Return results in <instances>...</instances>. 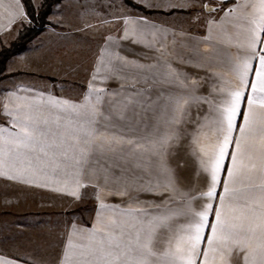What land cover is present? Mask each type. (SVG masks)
Masks as SVG:
<instances>
[{
    "label": "crops",
    "instance_id": "crops-1",
    "mask_svg": "<svg viewBox=\"0 0 264 264\" xmlns=\"http://www.w3.org/2000/svg\"><path fill=\"white\" fill-rule=\"evenodd\" d=\"M132 1L138 3V0ZM166 1L153 0L152 3L159 5L161 10ZM31 2L37 8L41 0ZM168 2L172 5L179 3L175 9L186 12L166 15L167 20L155 17L153 21H147L144 15L139 16L122 0H60L55 3L46 17L44 28L26 43L22 51L4 63V76L0 78V128L6 131L0 136L19 131L15 110L22 105L15 97L35 100L50 119L60 116L65 118L61 123H66L67 114L49 103V98L76 105L94 104L104 115L102 108L113 96L106 89L120 85L123 126L126 125L128 134L129 126L132 127L135 121L136 129L132 132L137 143L144 142L142 138L157 123L165 107L167 117L175 116V123L166 127L180 137L174 138L167 150L169 164L181 177L176 190L169 191L164 200L156 194L163 192L164 188L156 187L158 165L151 156V146L147 144L130 156L125 157L122 152V166L129 173L121 177L85 179L88 176L80 173L79 166H74L73 176L59 170L52 174L51 164L46 169L49 175L38 173L32 177L34 183L0 176V182L26 189L24 194L35 193L42 198L34 206L32 199L18 200L21 192H7L6 195V191L0 190V259L12 264H59L64 245L74 229L87 233L93 227H101L97 222L100 215L106 223L119 222L126 234L134 236L140 212L155 214L162 209L176 208L186 194H199L203 184L195 174L185 133L192 130V122L197 117L201 123L205 122V117L210 115V106L190 97L208 96L215 104L217 87L240 86L239 77L231 70L228 61H235L241 55L237 44L245 42L246 31L237 27L233 16L225 17V12L219 9L235 8L233 15H236L239 13L237 5L243 4L244 0L229 4L221 0ZM205 4L218 11H205ZM16 11L14 0H0V47L7 46L28 24L22 16L15 14ZM209 21L214 22L213 30L211 40L205 41L204 37L209 35ZM113 64L122 69L124 76L120 80L113 78ZM253 64L255 66V61ZM216 77H222V80ZM177 78L188 84L189 89L183 93L180 106L174 111L175 106L169 102L168 95L169 92L181 95L174 84ZM169 79L173 82H164ZM194 83L198 86L193 88ZM79 87L86 88L81 90ZM5 106L12 115L4 113ZM72 143L69 138L65 145L70 156L73 154L69 147ZM82 146H77L74 159H79L78 149ZM0 147L8 146L0 143ZM15 158L16 154L11 153L9 162ZM58 158L64 160L63 156ZM16 167L20 165L17 163ZM77 179L85 186L78 187ZM148 188H155L156 192L146 191ZM70 193H78L79 198ZM49 196L56 201H49ZM101 203L108 207L101 209ZM193 203L195 206L197 202ZM120 233V228L114 229L116 236ZM33 235L37 236L34 240L30 239ZM124 238L126 240L127 235ZM74 242L86 243L78 238H74ZM159 246L167 247L163 243ZM20 253L33 260L16 256ZM239 264H243L242 259Z\"/></svg>",
    "mask_w": 264,
    "mask_h": 264
},
{
    "label": "snow or ice",
    "instance_id": "snow-or-ice-1",
    "mask_svg": "<svg viewBox=\"0 0 264 264\" xmlns=\"http://www.w3.org/2000/svg\"><path fill=\"white\" fill-rule=\"evenodd\" d=\"M221 2L229 4L236 0ZM14 3L15 14L30 23L21 0H14ZM148 7L160 8L157 4ZM237 7L239 13L236 15H233L235 8L219 11H224L225 17L233 16L237 27L246 31L245 42L237 44L241 55L235 61H228L239 77L240 86L217 87L215 104L208 96L190 97L210 106V115L205 117V122L201 123L197 117L192 122V130L185 133L195 174L203 184L199 194H186L176 208L162 209L155 214L140 212L134 236L126 234L119 222L106 223L100 215L97 222L101 227H93L87 233L74 229L64 245L59 264H239L241 259L243 264H264V0H244ZM204 10L218 11L208 4L204 5ZM213 23L208 22L209 35L204 37L205 41L211 40ZM112 66L117 71L122 70L117 64ZM216 79L222 80V77ZM174 84L181 93L176 96L169 92L168 100L175 106V111L189 85L178 78ZM196 86L195 83L192 85L193 88ZM94 94L99 100V93ZM15 100L22 105L15 110L19 131L0 136V143L8 146L0 147V176L34 183L32 177L38 173L49 175L46 171L49 164L52 174L59 170L69 175L66 169L82 168L93 150H103L105 143L111 147L112 141L95 143L103 134L102 129L107 131L109 125L101 122V113L94 104L76 105L49 98V103L67 114V122L61 123L65 118L50 119L35 100L27 97H15ZM4 113L12 115L7 106ZM175 120V116L167 117L165 107L151 131L145 133L143 143L127 140L133 145V151L146 144L151 146V156L158 165L156 187L164 188L163 192L156 193L161 200L169 191L176 190L181 179L167 159L170 143L174 138H180L166 127ZM5 131L0 128V133ZM69 138L73 141L69 146L72 156L65 148ZM79 145H83L78 149L79 159H74ZM11 153H15L16 158L10 163ZM59 156L64 160L60 161ZM73 160L74 163H69ZM17 163L20 167H16ZM76 184L85 186L78 179ZM146 191L156 192V189ZM70 194L79 198L78 193ZM194 201L197 202L195 206ZM107 207L100 204L101 209ZM116 228L121 229L119 236L114 234ZM74 238L86 243H76ZM161 243L167 247L161 248ZM0 264L12 262L0 259Z\"/></svg>",
    "mask_w": 264,
    "mask_h": 264
},
{
    "label": "rangeland",
    "instance_id": "rangeland-1",
    "mask_svg": "<svg viewBox=\"0 0 264 264\" xmlns=\"http://www.w3.org/2000/svg\"><path fill=\"white\" fill-rule=\"evenodd\" d=\"M153 0H138L139 5L144 7L146 9V12H142L139 10H135L139 16L144 15V18L149 20H154L155 17L157 18H163L165 20L168 19V16L166 18V15H170L174 12H186L182 9H175L172 8L173 5L166 1L167 3L161 5V10H154L148 7V5L153 4ZM179 3H175L174 5L177 6ZM54 5V4H53ZM52 5V6H53ZM181 6V5H179ZM132 9V8H131ZM165 9V10H164ZM148 10V11H147ZM172 11V12H170ZM174 11V12H173ZM132 56V55H129ZM133 57V56H132ZM125 66V64H123ZM124 74L121 73V71H113V78L116 80H120ZM81 90H84L86 87H79ZM121 89L122 87L120 85L117 86H110L106 90L110 93H113V96L110 98L109 101L106 102V107L102 108L101 115V122L103 124H108L109 127L107 131H103L102 129V135L98 136L95 140L96 144H102L105 143V141H112L111 147H108V145L105 143V147L103 150H93L90 153L89 161L87 160V164H83V167L81 168L80 173L86 174L88 177H84L85 179H93L95 177H121L122 174L129 173V170H126L124 166H122V152L126 156H130L136 153V151H133V145H129L127 143L128 139H133L136 142V136L133 134L132 131H135L136 129V123L134 121L132 127L129 126L128 128V134L126 133L127 128L126 125L123 126V119L121 116ZM84 94V92H82ZM85 105V104H83ZM103 117H108V120H103ZM123 137V139H121ZM113 149H115L113 151ZM74 168L76 167H69V176H73L75 171ZM51 173V171H50ZM69 178L70 177H66ZM56 189L57 187H50ZM71 188V187H69ZM0 190L6 191L5 194L8 195L7 192H21L22 195L18 199L20 200H27L32 199L34 206H37L38 203H40V200L42 199L39 195H35V193H27L24 194V191H27L26 189L19 188L16 186H13L9 183L0 182ZM50 195V194H49ZM26 196V197H25ZM49 201H56L54 197L49 196ZM37 236L33 235V237H30V239L34 240ZM34 247V246H33ZM19 258H26V260L31 261L33 260L32 257L29 255H23L20 253V255H16ZM33 262V261H32Z\"/></svg>",
    "mask_w": 264,
    "mask_h": 264
},
{
    "label": "trees",
    "instance_id": "trees-1",
    "mask_svg": "<svg viewBox=\"0 0 264 264\" xmlns=\"http://www.w3.org/2000/svg\"><path fill=\"white\" fill-rule=\"evenodd\" d=\"M60 0H41L39 6L35 8L31 0H21L24 12L30 18L31 22L23 26L15 38L7 46L0 47V78L4 76V63L12 55L22 51L26 43L36 36L47 24L46 17L53 4ZM122 2L135 10L146 12V9L132 0H122ZM148 11V10H147ZM172 12V11H170ZM174 12V11H173Z\"/></svg>",
    "mask_w": 264,
    "mask_h": 264
}]
</instances>
